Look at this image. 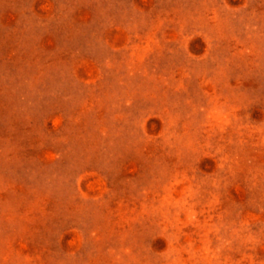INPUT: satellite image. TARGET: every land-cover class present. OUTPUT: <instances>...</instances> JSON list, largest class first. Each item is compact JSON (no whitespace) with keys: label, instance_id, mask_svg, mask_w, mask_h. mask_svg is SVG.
Masks as SVG:
<instances>
[{"label":"rangeland","instance_id":"374dc122","mask_svg":"<svg viewBox=\"0 0 264 264\" xmlns=\"http://www.w3.org/2000/svg\"><path fill=\"white\" fill-rule=\"evenodd\" d=\"M0 264H264V0H0Z\"/></svg>","mask_w":264,"mask_h":264}]
</instances>
